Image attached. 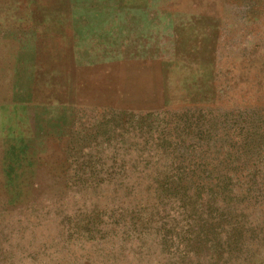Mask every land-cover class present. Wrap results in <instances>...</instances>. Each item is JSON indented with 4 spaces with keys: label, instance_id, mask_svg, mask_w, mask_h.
<instances>
[{
    "label": "rangeland",
    "instance_id": "374dc122",
    "mask_svg": "<svg viewBox=\"0 0 264 264\" xmlns=\"http://www.w3.org/2000/svg\"><path fill=\"white\" fill-rule=\"evenodd\" d=\"M0 156V264H264V0H0Z\"/></svg>",
    "mask_w": 264,
    "mask_h": 264
},
{
    "label": "bare ground",
    "instance_id": "6f19581e",
    "mask_svg": "<svg viewBox=\"0 0 264 264\" xmlns=\"http://www.w3.org/2000/svg\"><path fill=\"white\" fill-rule=\"evenodd\" d=\"M1 157V156H0ZM62 187V186H61Z\"/></svg>",
    "mask_w": 264,
    "mask_h": 264
}]
</instances>
